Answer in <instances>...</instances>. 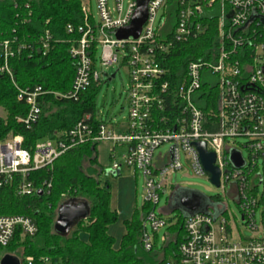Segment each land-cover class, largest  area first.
I'll return each mask as SVG.
<instances>
[{
	"label": "built area",
	"instance_id": "built-area-1",
	"mask_svg": "<svg viewBox=\"0 0 264 264\" xmlns=\"http://www.w3.org/2000/svg\"><path fill=\"white\" fill-rule=\"evenodd\" d=\"M91 1L82 0L81 37L69 51L76 61L72 88L56 96L78 100L92 83L101 84L103 78L112 77L99 72L97 63L106 70L117 65L129 74V117L122 126L101 124L94 132L86 122L90 120L87 116L56 139L39 142L33 154L23 149L21 136L0 142V189L14 187L17 196H31L36 192L28 181L31 172L52 168L59 157L87 142L112 144L110 159L116 173L123 165L143 173L144 204L153 210L144 218L141 245L150 253L158 249L160 230L176 222L170 223L163 216L164 210L174 211L172 197L164 209H159V203L168 189L171 195L178 189L170 184V178L183 169L181 153L196 176L210 181L196 147L204 143L206 150L216 156L214 165L221 173L217 188L223 190L225 198H211L216 209L185 215L184 236L174 258L159 264H264V0H221L219 48L215 53L208 52V60L190 62L177 88L167 81L168 71L160 64V57L172 45L164 38L171 0H149L148 17L137 39H118L115 33L131 24L139 0H128L126 9V0H96L98 22ZM214 3L189 0L172 32V41L185 43L205 35L210 27L203 18L212 20ZM159 11L162 14L158 20ZM67 31L71 34L75 28L69 25ZM53 41L49 31L41 36L44 54ZM14 46L15 41L0 42L2 75L12 77L9 60L17 51L30 49L27 44L17 50ZM45 95L40 87L19 89L18 98L29 108L27 117L19 119L21 124L30 128L38 120ZM165 144L170 145L169 152L156 158V150ZM117 148L123 149L118 161ZM233 153L241 155V167L232 161ZM44 186L48 190L51 185L45 182ZM226 199L234 200L240 208L243 225L252 231L251 237H244L238 224L229 219ZM259 209L260 227L256 222ZM18 232L22 237H35L38 228L26 216H0V249L6 248ZM175 240L176 234L166 232L162 249ZM162 249L158 252L161 258ZM48 262L41 259L39 263ZM24 264L37 263L29 258Z\"/></svg>",
	"mask_w": 264,
	"mask_h": 264
},
{
	"label": "trees",
	"instance_id": "trees-1",
	"mask_svg": "<svg viewBox=\"0 0 264 264\" xmlns=\"http://www.w3.org/2000/svg\"><path fill=\"white\" fill-rule=\"evenodd\" d=\"M188 2L171 0L167 11L164 38L172 45L160 57V64L168 71L167 81L174 88L182 84L190 62L208 60V52L215 53L219 48L221 0H215L212 20L203 18L210 27L205 35L185 43L172 41V32ZM82 23V0H0V42L15 41V50L23 44L30 45V49L17 51L9 60L12 77L0 74V109L5 112V117L0 116V142L21 136L23 149L33 154L39 142L56 139L87 116L90 120L86 122L94 132L101 124H107L97 113L100 84L92 83L78 100L56 96L67 94L72 88L76 61L69 51L81 37L78 29ZM69 25L75 28L71 34L67 31ZM47 31L54 41L44 54L40 38ZM37 87L46 95L40 105L38 120L28 128L19 122L27 117L29 108L18 98V92L19 89ZM100 144L90 141L77 146L59 157L52 168L31 172L28 181L36 189L31 196H17L14 187L0 189V216H26L38 228L35 237H22L18 232L6 248L0 249V261L6 255L17 256L22 264L29 258L37 264L41 259H48L47 264H159L174 258L184 236L183 212L177 213V219H169L170 223L176 221L167 229L170 235L176 234V240L162 249L161 261L152 263L155 255L153 259L147 257L145 260L139 255L144 218L153 210L150 205L144 206L143 217L136 212L124 223L126 233L119 248H114L116 241L108 230L117 222L118 213L111 209L110 185L102 184L98 178ZM84 163L88 164L86 169ZM45 182L51 185L48 190ZM41 189L45 190L43 195L39 194ZM71 198L86 201L91 213L87 220L80 221L73 228L69 236L62 237L55 232L54 225L59 208ZM155 250L156 247L150 254Z\"/></svg>",
	"mask_w": 264,
	"mask_h": 264
},
{
	"label": "rangeland",
	"instance_id": "rangeland-1",
	"mask_svg": "<svg viewBox=\"0 0 264 264\" xmlns=\"http://www.w3.org/2000/svg\"><path fill=\"white\" fill-rule=\"evenodd\" d=\"M128 0L124 2V8L126 9L128 4ZM90 7L92 9V14L95 17V20L98 22V8L96 0H92L90 3ZM162 12L158 13V20L161 17ZM97 69L99 72L109 73L110 76L115 74V78L111 81L107 80V78H103L100 84V90L96 99L97 113L98 115L109 125L114 124H124L126 123L129 117V107L127 103V94L129 90V74L127 69L120 66H112L108 70L105 67H100L99 63H97ZM109 78V77H108ZM0 116L5 117V112L0 109ZM9 137L8 139H10ZM243 143V140H240ZM113 148L112 144L109 143H101L98 147V160H99V180L102 184L108 183L111 187V209L118 213V220L115 224L109 227V234L115 238V249H118L121 243L123 236L126 233L124 223L130 220L133 217V214L138 212L142 217L144 215V187H145V179L143 173L138 171L137 173L131 169L123 165L119 172H115L113 167V162L110 159V152ZM170 145L165 144L158 148L155 152V157H159L160 154L163 156L169 152ZM123 151L122 148H117V161L120 158V154ZM244 157L247 158V153L244 151ZM181 164L183 169L174 173L170 178V184L175 185L178 189L171 195L172 190L168 189V191L162 196V199L159 203V209L166 208L169 203L171 197L175 196L172 199L174 200V205L172 207L175 209L172 212V209L166 210L164 213V217L167 219L176 218L178 212H182L179 208V199L184 196H193L196 195L201 200V208L200 211H205L207 208L216 209V204H214L211 200L212 197H221L225 198L224 192L222 189L215 187L206 177L196 176L190 163L187 160V157L182 152L181 153ZM259 165L261 168L262 160H259ZM88 167L87 163H84V168ZM260 192L262 194L263 187L260 188ZM69 200V199H68ZM228 204V216L233 224H238L241 233L244 237H251L252 231L246 228L243 225L241 218V210L236 204V202L232 199H226ZM256 222L257 226L260 227L262 224V210L259 209L256 214ZM149 233L151 234L150 226L148 225ZM167 230L162 229L158 233L160 243L158 249L154 251V253L150 254L145 252L142 248L139 252V255L142 259H147V257H151L155 255L156 258L152 261V263L159 262L163 259L161 255H159V251H161L163 247L162 238L166 234ZM83 238L87 240V236L83 235ZM159 252V253H158ZM154 256V257H155Z\"/></svg>",
	"mask_w": 264,
	"mask_h": 264
},
{
	"label": "water",
	"instance_id": "water-1",
	"mask_svg": "<svg viewBox=\"0 0 264 264\" xmlns=\"http://www.w3.org/2000/svg\"><path fill=\"white\" fill-rule=\"evenodd\" d=\"M148 2L149 0H139V6L135 12L131 24L127 28L120 29L115 33L118 39H127L129 37L137 39L140 36L142 27L148 17ZM228 17H231V15ZM114 78L115 75L113 74L109 81ZM196 147L198 149L206 174L210 177V182L215 187H219L221 173L220 170L214 165L216 156L206 150V145L204 143H197ZM231 158L237 167H241L243 165V161L239 153H233ZM39 194L43 195V192L40 191ZM179 208L185 215H193L197 212L207 211V209L205 211H200L201 200L196 195L184 196L183 198L179 199ZM90 213L91 211L86 201L77 198H71L67 200L59 208L57 219L54 225L55 232L62 237L69 236L73 228L80 221L88 219ZM0 264H21V261L17 256L6 255L1 259Z\"/></svg>",
	"mask_w": 264,
	"mask_h": 264
},
{
	"label": "flooded vegetation",
	"instance_id": "flooded-vegetation-1",
	"mask_svg": "<svg viewBox=\"0 0 264 264\" xmlns=\"http://www.w3.org/2000/svg\"><path fill=\"white\" fill-rule=\"evenodd\" d=\"M172 197H173V196H172ZM174 197H175V196H174ZM174 197H173V198H174ZM172 204L174 205V200H173V199H171V205H172ZM176 209H177V208H175V209L173 208V210H176Z\"/></svg>",
	"mask_w": 264,
	"mask_h": 264
},
{
	"label": "crops",
	"instance_id": "crops-1",
	"mask_svg": "<svg viewBox=\"0 0 264 264\" xmlns=\"http://www.w3.org/2000/svg\"><path fill=\"white\" fill-rule=\"evenodd\" d=\"M124 124H125V123H124ZM124 124H121V125H120V124H118V125L122 126V125H124ZM165 211H166V210H164L163 212H165Z\"/></svg>",
	"mask_w": 264,
	"mask_h": 264
}]
</instances>
